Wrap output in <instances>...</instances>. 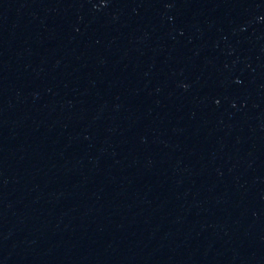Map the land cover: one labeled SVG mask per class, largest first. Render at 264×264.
<instances>
[{"label":"water","instance_id":"water-1","mask_svg":"<svg viewBox=\"0 0 264 264\" xmlns=\"http://www.w3.org/2000/svg\"><path fill=\"white\" fill-rule=\"evenodd\" d=\"M0 264H264V0H0Z\"/></svg>","mask_w":264,"mask_h":264}]
</instances>
